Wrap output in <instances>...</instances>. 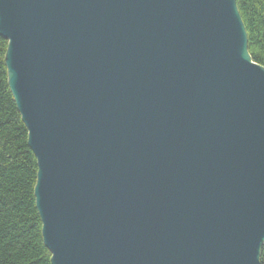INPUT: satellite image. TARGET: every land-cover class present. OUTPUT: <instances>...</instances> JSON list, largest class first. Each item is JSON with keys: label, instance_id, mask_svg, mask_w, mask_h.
Returning a JSON list of instances; mask_svg holds the SVG:
<instances>
[{"label": "water", "instance_id": "95a60500", "mask_svg": "<svg viewBox=\"0 0 264 264\" xmlns=\"http://www.w3.org/2000/svg\"><path fill=\"white\" fill-rule=\"evenodd\" d=\"M50 264H260L264 66L236 0H0Z\"/></svg>", "mask_w": 264, "mask_h": 264}, {"label": "trees", "instance_id": "16d2710c", "mask_svg": "<svg viewBox=\"0 0 264 264\" xmlns=\"http://www.w3.org/2000/svg\"><path fill=\"white\" fill-rule=\"evenodd\" d=\"M252 59L264 66V0H236ZM0 37V264H50L35 207L36 160L9 91ZM260 264H264V244Z\"/></svg>", "mask_w": 264, "mask_h": 264}]
</instances>
